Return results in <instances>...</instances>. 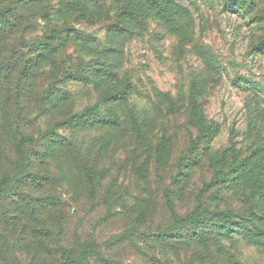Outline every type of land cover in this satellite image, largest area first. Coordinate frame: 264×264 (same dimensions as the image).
I'll list each match as a JSON object with an SVG mask.
<instances>
[{
  "label": "rangeland",
  "instance_id": "rangeland-1",
  "mask_svg": "<svg viewBox=\"0 0 264 264\" xmlns=\"http://www.w3.org/2000/svg\"><path fill=\"white\" fill-rule=\"evenodd\" d=\"M229 4L0 0V187L18 193L0 217V240L10 244L1 264H56L83 252L87 264H264V241L213 232L227 222L264 226L263 197L243 179L264 149V123L256 134L247 107L253 98L264 109V0L240 11ZM132 20L141 35L125 44L106 87L88 45L106 51L109 30ZM197 78H207L201 105L221 128L212 142L199 143L202 128L189 117ZM68 117L101 121L48 133ZM27 136L37 139L26 151L39 182H19L16 148ZM168 192L178 219L200 207L201 222L177 226ZM4 221L15 224L4 230ZM199 233L203 242H189Z\"/></svg>",
  "mask_w": 264,
  "mask_h": 264
},
{
  "label": "trees",
  "instance_id": "trees-1",
  "mask_svg": "<svg viewBox=\"0 0 264 264\" xmlns=\"http://www.w3.org/2000/svg\"><path fill=\"white\" fill-rule=\"evenodd\" d=\"M171 4V3H168ZM245 5V0H230L229 8L233 11H240ZM168 6L161 7L160 11H167ZM175 13L182 12V7L178 4H174ZM6 15H9V13H12L11 10H5L4 11ZM141 35L139 24L132 20L128 23H126L124 26L116 27L114 29L109 30L108 33V48L106 51H96V48L94 46L88 45V53L93 54L97 52L99 54L98 57V65L99 70H96L95 73V80L101 79V81L105 82V80H110L105 85L106 87H109L111 83H113L114 80L118 78V75L120 73V69L123 66L124 61V50H125V44L134 39L137 36ZM260 45L258 49H261L264 47V37L260 40ZM68 77L72 80L76 81H83L88 82V77L80 75V74H74L69 73ZM207 78H197L194 83V88L191 94V103L192 107L190 110V119L192 120L194 125H198V127L202 128V134L199 139L200 141H203V139L207 140L208 142H212L216 136L220 133V124L216 121L209 120L202 108L201 105V99L202 94L205 90V87L207 85ZM98 83V82H97ZM102 84V82H99ZM108 89V88H106ZM108 91V90H107ZM109 93L106 92V96L109 98L112 97V95H108ZM123 96L126 95V92L122 93ZM117 98V96H115ZM247 107L250 111V120L251 124L256 132L261 134V126L264 123V109L257 107L254 103V99L252 98L249 102L247 101ZM98 110V104H95L93 106H90L86 108V111L88 114H94L95 111ZM101 120L92 117L91 120H77L73 117H68L63 120L56 121L52 127L48 131V133L53 132L57 128H66V127H77L81 126L85 123H97ZM37 139L33 136H27L25 138H22L18 144V147L16 148V151L18 153V156L20 157V164H19V182H23L26 179L30 178L32 181L39 182L40 177L38 175L30 173V171L27 169L32 163V159L29 157V152L26 151V146H33L36 144ZM254 154L257 155V159L259 160L256 163V167L252 168L248 172V176H243V179L246 181L247 186L249 188V191L254 195H260L263 197L264 200V149L263 148H257L254 151ZM243 165V162H242ZM217 164L214 162L212 164V169L214 172L213 176V182H221L223 181V178L219 175L217 170ZM89 180L93 181V177L90 174ZM16 186H13L11 188L7 187H0V217H7L8 212L7 208H5V202L10 198H14L18 195V193L15 192ZM167 196V203L169 205V209L171 210V213L174 216L175 223L177 226L183 225V224H195L201 222V216H202V208H197L193 213H191L189 216L178 219L176 216V211L174 209V203H173V196L171 193L168 192ZM223 214V213H222ZM224 214L232 215L234 216V213L231 211L225 212ZM8 219V218H7ZM4 224L1 226L4 230H7L11 228L15 223H12L11 221H4ZM246 226L242 224H235V223H223L222 225H219L218 227H214V234L215 232L217 235H223L224 237L229 238L230 240L234 239L237 236H241L245 240H247L250 244L255 246H262V241H264V226H256L254 225V231H250L245 229ZM2 229V228H1ZM206 234L199 233L196 234L194 237H189V242H193L192 240L196 242H203L205 239ZM185 241V240H184ZM187 242V241H186ZM21 243V242H20ZM24 243V242H23ZM188 243V242H187ZM9 242L6 240H0V253H4L7 249H9ZM89 260V254L88 252H83L81 256H78L77 254L69 253L65 258H62L61 261H58L56 264H87ZM234 264H242L238 261H233ZM1 264V263H0ZM106 264H118L114 260H106Z\"/></svg>",
  "mask_w": 264,
  "mask_h": 264
}]
</instances>
